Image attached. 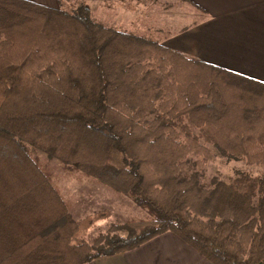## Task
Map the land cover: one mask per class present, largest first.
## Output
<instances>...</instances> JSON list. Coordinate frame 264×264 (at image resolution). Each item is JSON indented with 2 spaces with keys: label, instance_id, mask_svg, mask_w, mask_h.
I'll use <instances>...</instances> for the list:
<instances>
[{
  "label": "trees",
  "instance_id": "obj_1",
  "mask_svg": "<svg viewBox=\"0 0 264 264\" xmlns=\"http://www.w3.org/2000/svg\"><path fill=\"white\" fill-rule=\"evenodd\" d=\"M220 72L84 4L0 0V264H85L167 231L212 264H264V169L202 180L206 144L264 168V88H229ZM32 149L150 217L77 241Z\"/></svg>",
  "mask_w": 264,
  "mask_h": 264
},
{
  "label": "crops",
  "instance_id": "obj_2",
  "mask_svg": "<svg viewBox=\"0 0 264 264\" xmlns=\"http://www.w3.org/2000/svg\"><path fill=\"white\" fill-rule=\"evenodd\" d=\"M30 1L59 9L67 0ZM78 1H86L91 11L96 8L98 14H105L109 3L115 0ZM182 1L190 3L200 16L175 32L160 30L155 37L161 44L223 70L220 75L229 88H264V0ZM122 3L115 1L117 8L112 12L136 20L134 8L128 5L124 8ZM85 264L212 263L167 231L132 250L99 256Z\"/></svg>",
  "mask_w": 264,
  "mask_h": 264
},
{
  "label": "rangeland",
  "instance_id": "obj_3",
  "mask_svg": "<svg viewBox=\"0 0 264 264\" xmlns=\"http://www.w3.org/2000/svg\"><path fill=\"white\" fill-rule=\"evenodd\" d=\"M115 1L109 3L105 14H98L96 8L94 12L91 11L86 1L78 0H67L63 9L84 4L88 6L92 18L104 26L153 38L158 36L160 30L175 32L177 28L189 25L200 16L190 3L182 0H120L124 3L121 4L122 7L126 8L128 5L134 8L136 20H133V16L120 13L118 17L116 11L112 12L117 8ZM152 116L148 115L147 118ZM206 145L212 151V157L202 171L204 183L208 184L210 178L216 175L227 181L237 170L256 175L264 169L262 166L248 165L243 161L223 157L214 147ZM32 155L52 178L73 218L79 220L77 241H92L100 232L107 233L112 224L122 226L135 219L150 217L148 212L138 207L129 196L99 184L80 172L68 171L58 160L37 149H32ZM190 158L193 161L196 159L193 155ZM117 233L124 235L125 231L120 229Z\"/></svg>",
  "mask_w": 264,
  "mask_h": 264
}]
</instances>
